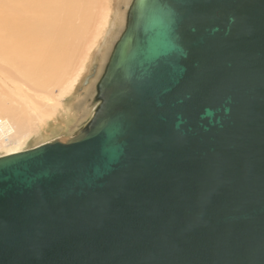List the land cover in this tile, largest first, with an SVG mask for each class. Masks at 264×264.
<instances>
[{"label": "water", "instance_id": "95a60500", "mask_svg": "<svg viewBox=\"0 0 264 264\" xmlns=\"http://www.w3.org/2000/svg\"><path fill=\"white\" fill-rule=\"evenodd\" d=\"M93 103L0 157V264H264V0H133Z\"/></svg>", "mask_w": 264, "mask_h": 264}, {"label": "bare ground", "instance_id": "6f19581e", "mask_svg": "<svg viewBox=\"0 0 264 264\" xmlns=\"http://www.w3.org/2000/svg\"><path fill=\"white\" fill-rule=\"evenodd\" d=\"M84 1L0 0V82L10 87L9 91L22 102L17 107L0 99L1 149L23 143L36 131L35 122L40 125L57 112L56 106H60L57 97H49L55 110L49 115L30 99L28 92L30 87L48 90L52 85L60 84V77L74 65L67 50L70 51L71 41L79 34L72 24L76 9H81ZM109 14L110 10L106 9L104 24L108 22ZM90 51L91 48L87 53ZM21 76L25 87L22 92L16 89L17 83L12 86L8 80ZM71 81L58 94L59 98L74 88L76 79ZM17 152L20 151L8 154Z\"/></svg>", "mask_w": 264, "mask_h": 264}, {"label": "rangeland", "instance_id": "374dc122", "mask_svg": "<svg viewBox=\"0 0 264 264\" xmlns=\"http://www.w3.org/2000/svg\"><path fill=\"white\" fill-rule=\"evenodd\" d=\"M131 3L132 0H85L81 9H76L72 26L74 29H78L79 34H76L71 41L73 44L70 45V51L67 50L74 60V65L65 76L60 77V84L56 83L48 90L30 87L28 92L30 99L42 111H48L49 115L55 111L49 97L53 96V99L57 97L60 105L56 106L57 112L40 125L35 122V133L33 132L23 143L0 148V157L13 151H25L54 139L66 137L89 118L95 109L93 99L96 94V86L104 73L115 43L120 39L122 31L125 29V13ZM106 9L110 10V14L108 22L104 24L103 15ZM94 36L97 39H93ZM89 48L91 51L87 53ZM96 65L95 74L89 77L93 74L92 70ZM87 77L90 78L89 82L87 81L84 85ZM73 79H76L74 88L59 98L58 94ZM8 80L12 86L17 83L15 87L18 91L22 92L25 88L22 76L9 77ZM8 88L0 82L2 96L0 99L18 107V104L22 103L21 100L13 95Z\"/></svg>", "mask_w": 264, "mask_h": 264}, {"label": "flooded vegetation", "instance_id": "af4514ba", "mask_svg": "<svg viewBox=\"0 0 264 264\" xmlns=\"http://www.w3.org/2000/svg\"><path fill=\"white\" fill-rule=\"evenodd\" d=\"M133 1V0H132ZM130 6H131V4H130ZM130 6L127 8V10H126V13H125V17H126V20H127V14H128V11H129V8H130ZM125 25H126V23H125ZM115 32V31H114ZM124 32V30L122 31V33ZM122 33H121V35H122ZM118 42V41H117ZM116 42V43H117ZM116 43H115V45H116ZM114 45V46H115ZM97 69V65L95 66V70Z\"/></svg>", "mask_w": 264, "mask_h": 264}]
</instances>
